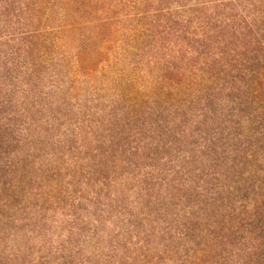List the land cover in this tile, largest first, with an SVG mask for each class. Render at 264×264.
Instances as JSON below:
<instances>
[{"label":"trees","instance_id":"1","mask_svg":"<svg viewBox=\"0 0 264 264\" xmlns=\"http://www.w3.org/2000/svg\"><path fill=\"white\" fill-rule=\"evenodd\" d=\"M0 264H264V0H0Z\"/></svg>","mask_w":264,"mask_h":264}]
</instances>
